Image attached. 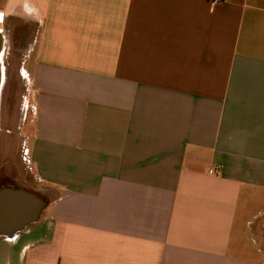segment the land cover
I'll use <instances>...</instances> for the list:
<instances>
[{"label":"crops","instance_id":"1","mask_svg":"<svg viewBox=\"0 0 264 264\" xmlns=\"http://www.w3.org/2000/svg\"><path fill=\"white\" fill-rule=\"evenodd\" d=\"M0 11V162L51 195L0 264H264V0Z\"/></svg>","mask_w":264,"mask_h":264},{"label":"water","instance_id":"2","mask_svg":"<svg viewBox=\"0 0 264 264\" xmlns=\"http://www.w3.org/2000/svg\"><path fill=\"white\" fill-rule=\"evenodd\" d=\"M44 200L20 187L5 186L0 189V235L11 237L36 220Z\"/></svg>","mask_w":264,"mask_h":264},{"label":"rangeland","instance_id":"3","mask_svg":"<svg viewBox=\"0 0 264 264\" xmlns=\"http://www.w3.org/2000/svg\"><path fill=\"white\" fill-rule=\"evenodd\" d=\"M12 53L15 54L14 47L11 48ZM14 49V50H13ZM17 56L14 55L13 58V69L11 70V81L9 84V90L11 91V101L14 98V95L19 93L22 89V84L19 81L18 69H17ZM17 147H13L10 153L7 155L8 159H13V162H0V188L3 186H14L20 187L35 195L44 198L50 199L51 195L48 188L45 186L39 188L36 186V180L30 169L27 167L24 161H21L17 154Z\"/></svg>","mask_w":264,"mask_h":264},{"label":"built area","instance_id":"4","mask_svg":"<svg viewBox=\"0 0 264 264\" xmlns=\"http://www.w3.org/2000/svg\"><path fill=\"white\" fill-rule=\"evenodd\" d=\"M212 2H215L216 0H211ZM3 20V12L0 11V23L2 22ZM2 30V28L0 27V31Z\"/></svg>","mask_w":264,"mask_h":264}]
</instances>
